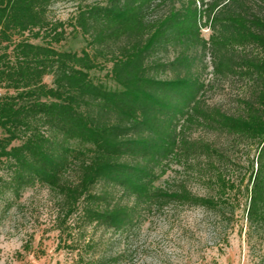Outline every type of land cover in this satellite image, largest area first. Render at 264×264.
I'll return each instance as SVG.
<instances>
[{"label": "trees", "instance_id": "trees-1", "mask_svg": "<svg viewBox=\"0 0 264 264\" xmlns=\"http://www.w3.org/2000/svg\"><path fill=\"white\" fill-rule=\"evenodd\" d=\"M52 1L0 0V89L5 90L0 163L7 165L15 193L41 183L62 196L59 225L76 255L73 263L118 262L122 252H100L101 241L87 235L88 229L124 234L151 211L171 204L202 207L220 218L235 217L243 207L248 234L264 230V0H190L153 20L152 7L167 0H108L82 7L72 25L90 37L92 52L55 46L65 38L66 25L49 18ZM204 27L213 30L209 39L202 36ZM211 44L219 57L216 72L239 70L253 79L240 114L203 105L206 85L193 74L188 50ZM170 46L183 49L170 62L152 60ZM247 47L257 53L239 60L228 53ZM101 58L112 63L115 88L91 74L105 68ZM167 70L175 76L158 77ZM195 120L256 144L246 182L227 179L216 168L218 188L212 194H196L185 184H157L171 156L220 162L227 157L186 136L185 123ZM74 168L78 175L71 180ZM100 184L104 187L95 190Z\"/></svg>", "mask_w": 264, "mask_h": 264}, {"label": "rangeland", "instance_id": "rangeland-1", "mask_svg": "<svg viewBox=\"0 0 264 264\" xmlns=\"http://www.w3.org/2000/svg\"><path fill=\"white\" fill-rule=\"evenodd\" d=\"M108 0H53L49 8V18L63 21L66 25L65 38L55 46L61 50L80 52L87 48L92 52L89 36L75 28V20L82 7L106 4ZM190 0H167L155 4L149 12L151 20L164 17L173 8L188 6ZM202 36L209 39L213 30L202 28ZM34 42H41L34 39ZM183 46H170L162 50L152 60L170 62L182 51ZM192 58V72L206 85L201 96L207 109L220 108L228 114H240L243 100L250 95L253 79L237 72L215 71L219 57L213 44L204 49L192 46L188 50ZM235 60L241 56H254L252 47L228 52ZM104 69L93 70L92 76L108 87L116 84L110 77L112 63L101 58ZM173 71H161L160 78H173ZM45 80L52 82V76ZM5 92L0 89V94ZM182 122V121H181ZM184 132L190 140L204 141L225 152L223 161L207 156H171L164 162L158 185L175 187L185 184L199 195L216 192L217 169L227 179H246L251 161L256 159L257 146L249 139L214 130L198 121L186 122ZM4 135L0 128V137ZM75 146H79L74 143ZM215 162V163H214ZM74 168L70 171L71 180L77 178ZM9 169L0 163V264H74L75 253L71 252L62 239L60 222L65 209L62 196L54 189L41 183L15 193L8 185ZM246 182V180H245ZM104 186L98 185L95 190ZM122 201L121 193L114 191ZM243 207L237 209L235 217L227 213L220 218L202 208L181 204H171L163 210L151 211L143 217L137 227L121 234L113 230L88 229L101 241L100 252H122L118 262L107 264H264V230L249 235L247 219ZM69 219L67 226L72 225ZM67 233H63L66 238ZM99 252V253H100Z\"/></svg>", "mask_w": 264, "mask_h": 264}]
</instances>
